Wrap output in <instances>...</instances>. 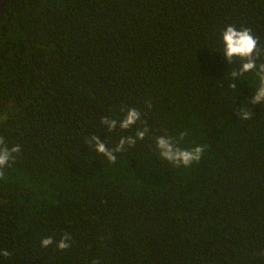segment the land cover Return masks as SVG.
I'll return each instance as SVG.
<instances>
[{"label":"trees","instance_id":"trees-1","mask_svg":"<svg viewBox=\"0 0 264 264\" xmlns=\"http://www.w3.org/2000/svg\"><path fill=\"white\" fill-rule=\"evenodd\" d=\"M230 24L264 47V0H7L0 136L21 151L0 179V264H264V104L253 74L233 86ZM132 108L127 130L101 123ZM145 126L114 163L85 141ZM180 133L205 146L189 167L156 148Z\"/></svg>","mask_w":264,"mask_h":264},{"label":"clouds","instance_id":"clouds-1","mask_svg":"<svg viewBox=\"0 0 264 264\" xmlns=\"http://www.w3.org/2000/svg\"><path fill=\"white\" fill-rule=\"evenodd\" d=\"M223 54L224 59L232 64L235 60L240 61L238 69L231 71V76L236 81L245 77L246 74H253L256 78V86L251 104H264V47L259 46V40L252 33L250 28L237 29L235 25H228L222 32ZM149 107L151 105L149 104ZM240 120H249L252 116V110L241 107L237 112ZM141 118V113L135 109H128L126 115L119 122L115 119L103 118L101 123L105 125L108 131H114L118 126L123 130H127L134 126ZM150 129L145 126L136 131L135 137H121L118 144L109 148L105 143L101 142L100 137L93 135L86 139L88 146H94L97 153L102 154L110 162H115L117 159L116 153L126 150V146H135L137 140H144L149 135ZM186 133H180L179 139L171 137L167 134L155 137L156 148L161 159L176 165L184 167L191 166L194 162H198L203 153L205 146H194L192 148H184L181 142ZM21 151L19 145L9 147L5 139L0 136V179L4 177L3 169L10 166V163L15 160V155ZM70 236L65 233L59 241H54L52 237H46L41 240V246L47 248L53 243L60 250H66L70 247ZM9 252L4 249L0 250V256L8 257ZM93 264H98V261H93Z\"/></svg>","mask_w":264,"mask_h":264},{"label":"water","instance_id":"water-1","mask_svg":"<svg viewBox=\"0 0 264 264\" xmlns=\"http://www.w3.org/2000/svg\"><path fill=\"white\" fill-rule=\"evenodd\" d=\"M6 2H7V0H0V15H1L2 11H3V8H4L5 4H6Z\"/></svg>","mask_w":264,"mask_h":264}]
</instances>
